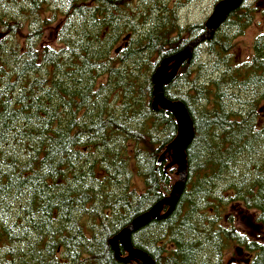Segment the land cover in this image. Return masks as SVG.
Wrapping results in <instances>:
<instances>
[{"label":"trees","instance_id":"1","mask_svg":"<svg viewBox=\"0 0 264 264\" xmlns=\"http://www.w3.org/2000/svg\"><path fill=\"white\" fill-rule=\"evenodd\" d=\"M172 1L0 0V264H140L109 240L177 180V124L153 109L151 77L205 32L180 20L197 0ZM246 2L163 87L193 139L173 212L130 238L154 264H220L230 246L264 264V239L223 225L236 205L264 234V33L248 61L231 53L255 12Z\"/></svg>","mask_w":264,"mask_h":264},{"label":"water","instance_id":"2","mask_svg":"<svg viewBox=\"0 0 264 264\" xmlns=\"http://www.w3.org/2000/svg\"><path fill=\"white\" fill-rule=\"evenodd\" d=\"M243 0H221L213 6L211 15L205 21V32L188 43L178 53L162 59L151 77L153 85L152 107L173 115L177 124V135L168 145L166 152L172 158L171 165L176 167L177 180L173 184L168 197L152 205L147 211L135 217L125 228L109 240L115 258L121 263L138 262L154 264V261L143 251L131 244L132 233L149 224L152 220L169 216L182 194L186 180V149L193 139L191 119L180 101H170L163 94V87L168 85L177 75L181 66L191 59L192 50L204 41L209 40L223 23L227 15L238 8ZM264 108V106H263ZM120 248L126 254L122 256Z\"/></svg>","mask_w":264,"mask_h":264},{"label":"rangeland","instance_id":"3","mask_svg":"<svg viewBox=\"0 0 264 264\" xmlns=\"http://www.w3.org/2000/svg\"><path fill=\"white\" fill-rule=\"evenodd\" d=\"M171 2L173 1L171 0ZM246 4H251L250 6H253L255 12L249 26L232 40L231 53L236 63L249 60L253 53L252 45L254 40L260 34L264 33V0H247ZM213 6L214 0H197L187 3L186 6L180 9V20L183 23L189 24L205 23L213 11ZM55 27L56 23L52 24L50 27L48 25L44 26L41 45L53 44L54 41H52V37ZM204 60L207 62L206 58H204ZM260 117L261 120H259V124H262L264 122V109L261 111ZM167 155L172 162L170 154L167 153ZM133 182L138 190L142 188L141 182L137 177H133ZM226 213L228 215L224 219L223 225L226 226L227 219L231 218L234 226L241 232L257 240L264 239L261 228L254 220V214L244 213V211L236 205L231 206ZM246 259L247 255H245L238 246H230L223 251L220 264H244Z\"/></svg>","mask_w":264,"mask_h":264}]
</instances>
